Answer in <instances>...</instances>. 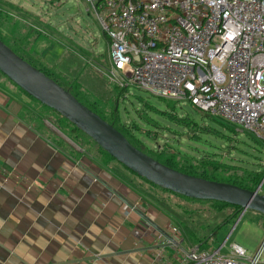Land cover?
Wrapping results in <instances>:
<instances>
[{
  "label": "rangeland",
  "instance_id": "rangeland-1",
  "mask_svg": "<svg viewBox=\"0 0 264 264\" xmlns=\"http://www.w3.org/2000/svg\"><path fill=\"white\" fill-rule=\"evenodd\" d=\"M0 10L3 12L0 37L8 46L35 66L62 77L65 83L77 84L83 96L103 108L104 118L111 120L146 155L197 174L213 168L212 175L217 180L250 179L254 173H259L263 183L258 192L264 196L263 140L234 124L198 112L187 100L154 97L130 84L128 79H122L119 87L108 81L109 43L99 23L102 14L94 3L85 0H0ZM0 86L24 95L1 73ZM30 101L46 123L45 129H41L43 134L62 150L74 157L84 151L105 162L116 163L58 114ZM113 104L117 112L112 110ZM137 189L159 207H165L200 238L214 236V244H203L202 248L218 249L233 229L220 254L226 255L230 244L240 235L237 242L254 247L252 254L261 252V260H264L263 215L250 210L242 213L212 202H189L140 180H137ZM184 244L180 256L191 251L188 244ZM246 255L250 256L251 252ZM168 259L176 262L174 256Z\"/></svg>",
  "mask_w": 264,
  "mask_h": 264
},
{
  "label": "crops",
  "instance_id": "crops-1",
  "mask_svg": "<svg viewBox=\"0 0 264 264\" xmlns=\"http://www.w3.org/2000/svg\"><path fill=\"white\" fill-rule=\"evenodd\" d=\"M45 124L25 94L0 86V264H179L184 242L196 247L130 173L65 152ZM239 237L230 247L254 256Z\"/></svg>",
  "mask_w": 264,
  "mask_h": 264
},
{
  "label": "built area",
  "instance_id": "built-area-1",
  "mask_svg": "<svg viewBox=\"0 0 264 264\" xmlns=\"http://www.w3.org/2000/svg\"><path fill=\"white\" fill-rule=\"evenodd\" d=\"M85 1L102 14L110 83L187 100L264 142V0ZM221 248L193 247L179 264H263L261 252Z\"/></svg>",
  "mask_w": 264,
  "mask_h": 264
},
{
  "label": "water",
  "instance_id": "water-1",
  "mask_svg": "<svg viewBox=\"0 0 264 264\" xmlns=\"http://www.w3.org/2000/svg\"><path fill=\"white\" fill-rule=\"evenodd\" d=\"M0 73L28 97L67 120L117 163L147 182L179 196L215 201L264 216L263 180L254 191L210 181L171 169L132 146L112 125L72 94L16 55L0 40ZM239 220V219H238ZM233 230V229H232Z\"/></svg>",
  "mask_w": 264,
  "mask_h": 264
},
{
  "label": "trees",
  "instance_id": "trees-1",
  "mask_svg": "<svg viewBox=\"0 0 264 264\" xmlns=\"http://www.w3.org/2000/svg\"><path fill=\"white\" fill-rule=\"evenodd\" d=\"M1 13H3L1 10H0V16H1ZM104 35L106 36V34L104 33ZM108 42H109V39L108 37L106 36ZM0 40L5 44L7 45L4 40L0 37ZM8 46V45H7ZM16 55H18L20 58H22L23 60H25L27 63H29L31 66L35 67L36 69H38L40 72H42L44 75H46L47 77H49L50 79H52L54 82H56L58 85H60L62 88H64L66 91H68L70 94H72L82 105H84L85 107H87L89 110H91L93 113L97 114L99 117H101L104 121H106L108 124L112 125L116 130H118L126 139L127 141L132 145L134 146L135 148H137L138 150H140L141 152H143V149L139 146H137L130 138H128L123 132H121L119 129H117L114 124H112L111 120H108L106 118H104V114H105V111L103 110V108H100L97 104H96V101H91L90 99L86 98L85 96H83V94L81 92H79L78 90H80V87L77 85V84H74L73 85H70L69 83H65L62 79V77L58 76V75H53L52 73H48L47 71H45L44 69L38 67V66H35V64H33L31 61H29L28 59H26L25 57L19 55L17 52H15V50H13L10 46H8ZM5 77V76H4ZM9 81V80H8ZM10 82V81H9ZM13 84V83H12ZM14 85V84H13ZM115 85V84H114ZM15 86V85H14ZM119 87V86H118ZM118 87H115L116 90L118 89ZM123 88L119 89L121 92ZM20 90V89H19ZM21 91V90H20ZM22 93H24L23 91H21ZM25 94V93H24ZM26 95V94H25ZM30 98V97H29ZM31 99V98H30ZM33 100V99H32ZM116 109V105L113 104L112 106V110H114V112H117V109ZM62 118V117H61ZM63 119V118H62ZM64 121H67L65 119H63ZM68 122V121H67ZM69 123V122H68ZM70 124V123H69ZM71 125V124H70ZM73 127V130L76 131L77 129L71 125ZM79 131V130H78ZM55 145V144H54ZM58 147V146H57ZM144 153V152H143ZM114 160V159H112ZM115 161V160H114ZM158 161L159 163L171 168V169H174L180 173H183V174H186V175H190V176H194V177H198V178H202V179H206V180H210V181H217V182H222V183H227V184H231V185H235L237 187H240V188H243V189H246V190H250V191H254L255 188L260 184V179H261V174L259 173H254L253 176L250 178V179H239V178H235V177H229V179L227 180H217L215 179V177L212 175L213 172L215 171L213 168L211 170H208L206 172H202L200 174H197L196 171L194 170H186V169H177L172 163H170L169 161H159V160H156ZM116 162V161H115ZM117 163V162H116ZM121 168H123L124 170H126L128 173H130L131 177L134 178V179H137V180H140L152 187H155L159 190H162L163 192H166V193H169L173 196H176V197H180V198H183L184 200L186 201H189V202H193V201H201V200H195V199H190V198H186V197H183V196H179L177 194H174L170 191H167V190H164V189H161L149 182H147L146 180L142 179V178H139L138 176H136L135 174H133L132 172H130L129 170H127L125 167H123L121 164L117 163ZM210 175H209V173ZM209 175V176H208ZM136 181V180H135ZM203 202V201H202ZM206 202H212L214 203L215 205L217 206H226V207H233V208H236L238 211H241L238 207H235V206H231L229 204H226V203H221V202H215V201H206ZM161 208V207H160ZM161 209H163L166 213L172 215L165 207H162ZM173 216V215H172ZM174 217V216H173ZM227 223V222H226ZM226 223H224L223 225H225ZM180 224L182 225L185 233L188 235V237L190 238V240L192 242H194L196 244V246H202L203 244H207L209 243V241H214V236L210 235V237L208 238H200V236L197 235V233H194L191 231L190 228H188L187 226H184L182 224V222H180ZM222 225V226H223ZM221 226V227H222ZM215 231V230H214Z\"/></svg>",
  "mask_w": 264,
  "mask_h": 264
}]
</instances>
